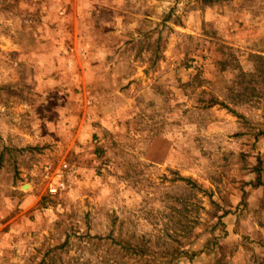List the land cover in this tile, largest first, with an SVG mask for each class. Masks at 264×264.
<instances>
[{
	"label": "rangeland",
	"instance_id": "rangeland-1",
	"mask_svg": "<svg viewBox=\"0 0 264 264\" xmlns=\"http://www.w3.org/2000/svg\"><path fill=\"white\" fill-rule=\"evenodd\" d=\"M0 264H264V0H0Z\"/></svg>",
	"mask_w": 264,
	"mask_h": 264
},
{
	"label": "built area",
	"instance_id": "built-area-1",
	"mask_svg": "<svg viewBox=\"0 0 264 264\" xmlns=\"http://www.w3.org/2000/svg\"><path fill=\"white\" fill-rule=\"evenodd\" d=\"M66 175H73L72 169L67 163H63L56 170L54 166L49 164L44 167V178L47 181V190L51 195H60L65 191L66 185L64 181ZM49 180H51L52 182L49 183Z\"/></svg>",
	"mask_w": 264,
	"mask_h": 264
},
{
	"label": "trees",
	"instance_id": "trees-1",
	"mask_svg": "<svg viewBox=\"0 0 264 264\" xmlns=\"http://www.w3.org/2000/svg\"><path fill=\"white\" fill-rule=\"evenodd\" d=\"M260 184V183H259Z\"/></svg>",
	"mask_w": 264,
	"mask_h": 264
}]
</instances>
